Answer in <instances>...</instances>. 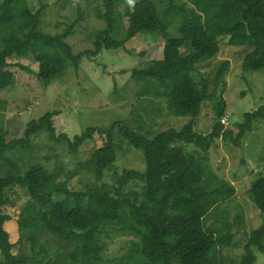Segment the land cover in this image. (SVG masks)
<instances>
[{
    "label": "trees",
    "instance_id": "16d2710c",
    "mask_svg": "<svg viewBox=\"0 0 264 264\" xmlns=\"http://www.w3.org/2000/svg\"><path fill=\"white\" fill-rule=\"evenodd\" d=\"M124 2L103 0L104 9L97 17L106 29L95 33L92 50L76 54L66 41L75 24L64 34L50 35L40 29L43 8L33 11L28 0H0V91L14 80L9 59L33 55L38 79L50 86L69 67L78 69L83 58L123 49L138 35L153 33L164 40L163 58L151 59L148 67L132 71L131 77L141 87L137 96L163 99L172 114L192 118L180 130L161 132L148 130L141 120L135 128L120 120L106 128L90 127L70 139L66 134L57 136V112H47L28 124L23 139L8 142L2 132L0 264H100L106 246L102 237L112 227L134 238L133 264H224L217 249L229 245L232 236H220L219 231L206 227L205 220L235 196L236 189L209 171L202 154L208 155L220 139L239 145L253 124L264 118V107L245 114L234 134L224 97L230 62L221 64L212 92L207 76L196 81L193 74L202 59L220 53L223 37L229 46L246 53L245 72L264 71V0H166L164 9L153 0H137L122 14L118 7ZM175 24L178 34L174 37L171 26ZM182 49L191 51L190 55L183 56ZM206 101L214 103V124L210 132L199 134L194 123ZM42 133L66 143L72 154L95 135L102 137L103 146L78 166L94 183L74 192L60 181V170L50 171L35 163L24 172L19 161L9 157L18 149H30L32 139ZM182 143L194 146L195 152L185 150ZM129 149L142 153L144 172L116 169L118 154ZM107 172H112L111 183L104 182ZM138 184L140 191L127 190ZM13 187L25 189L31 197L17 218L20 244L29 243L30 255L13 253L15 244L5 229L9 220L4 213L6 192ZM250 193L264 214V176ZM253 249L264 253V224L245 241V254L238 264H256Z\"/></svg>",
    "mask_w": 264,
    "mask_h": 264
},
{
    "label": "rangeland",
    "instance_id": "374dc122",
    "mask_svg": "<svg viewBox=\"0 0 264 264\" xmlns=\"http://www.w3.org/2000/svg\"><path fill=\"white\" fill-rule=\"evenodd\" d=\"M137 0H125L118 7L124 14ZM139 1V0H138ZM161 9L166 0H153ZM33 11L43 8L40 29L50 35L64 34L74 25L72 34L66 40L76 54L93 49L94 35L106 29V23L97 17L103 11V0H28ZM122 30V24H119ZM178 24L171 26L172 36H177ZM123 31V30H122ZM222 39V41H221ZM220 53L213 59L200 61L193 74L196 81L202 75L209 79L210 92L214 89L215 75L224 61L230 62L226 77L227 88L224 95L227 103V116L231 129L236 134L237 127L245 121V114L264 107V71L245 72L242 68L246 53L240 48L228 45V39L221 38ZM164 40L153 33H142L119 50H103L93 59L83 58L79 68L69 67L65 74L44 85L37 77L38 64L33 55L9 59V71L13 72L12 85L0 91V134L6 133V140L23 139L28 124L38 120L47 112H57L54 124L57 136L66 134L70 139L81 135L86 129L106 128L123 120L133 128L141 120L153 132L167 129H182L192 121L191 117H178L168 110L163 99L151 97L138 98L141 89L131 77L135 69L148 67L151 59L163 58ZM191 51L182 49V55ZM128 94V96H126ZM113 96V97H112ZM213 102H204L200 115L195 120L196 131L206 134L214 124ZM229 127V128H230ZM104 139L99 135L86 143L77 154H72L67 144L50 140L46 133L35 136L31 148L9 153V157L19 161L25 172L31 164H43L48 170H60L61 182H67L74 192L84 191L94 178L78 170L80 163L86 161L94 150L103 146ZM188 152H195L194 146L180 144ZM206 157L209 171L220 179L234 185L236 195L216 207L205 222L206 227L219 231L220 236L231 234L229 245L219 247L217 253L224 264H238L244 256V245L250 234L264 224V214L256 207L250 190L254 183L264 176V118L255 122L239 145L230 139L215 142ZM116 169H133L144 172L145 161L142 153L129 149L117 156ZM107 172L104 182L111 183ZM3 176V175H1ZM130 186L127 190L140 191ZM8 204L4 213L9 216L5 229L15 247L16 255H30V245L20 244L21 234L17 224L18 215L31 201L23 188L7 190ZM62 197L56 198V200ZM133 237L122 234L114 227L109 228L102 241L105 250L100 264H133ZM45 242V241H44ZM256 264H264V253L253 249Z\"/></svg>",
    "mask_w": 264,
    "mask_h": 264
},
{
    "label": "built area",
    "instance_id": "2783aa9c",
    "mask_svg": "<svg viewBox=\"0 0 264 264\" xmlns=\"http://www.w3.org/2000/svg\"><path fill=\"white\" fill-rule=\"evenodd\" d=\"M223 122H226L227 123V120L225 119Z\"/></svg>",
    "mask_w": 264,
    "mask_h": 264
},
{
    "label": "bare ground",
    "instance_id": "6f19581e",
    "mask_svg": "<svg viewBox=\"0 0 264 264\" xmlns=\"http://www.w3.org/2000/svg\"><path fill=\"white\" fill-rule=\"evenodd\" d=\"M8 61V60H7ZM228 123V122H227Z\"/></svg>",
    "mask_w": 264,
    "mask_h": 264
}]
</instances>
